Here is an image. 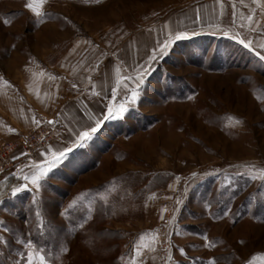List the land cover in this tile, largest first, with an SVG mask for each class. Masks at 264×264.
<instances>
[{
    "label": "rangeland",
    "instance_id": "obj_1",
    "mask_svg": "<svg viewBox=\"0 0 264 264\" xmlns=\"http://www.w3.org/2000/svg\"><path fill=\"white\" fill-rule=\"evenodd\" d=\"M218 2L0 0V129L10 121L2 104H24L73 48L93 61L81 104L96 97L89 81L104 84L105 104L91 139L39 191L24 176L47 167L36 159L47 146L2 176L0 264H15L26 241L47 264H264V179L253 171L264 169V50L237 43L225 2L222 33L208 29ZM55 119L51 142L64 140ZM36 126L1 132L0 146Z\"/></svg>",
    "mask_w": 264,
    "mask_h": 264
},
{
    "label": "crops",
    "instance_id": "obj_2",
    "mask_svg": "<svg viewBox=\"0 0 264 264\" xmlns=\"http://www.w3.org/2000/svg\"><path fill=\"white\" fill-rule=\"evenodd\" d=\"M223 2L228 4V7L230 6V25L237 27L235 33L240 39L245 43L250 41L252 46L255 43L264 45V0H257L256 3L253 0H219L218 5L214 8V13L217 14L216 19H209L206 26L210 29L218 25V30L221 33L223 30H221L222 27L220 26L222 24L220 21L224 16L223 9H225ZM67 51L62 54L58 64L51 71V74L46 77L48 83L42 85L40 91L36 92L37 89H35L31 93L29 92L30 96L25 99L24 104L15 101V108L10 109L9 106L7 107V103H3L1 106L8 108L10 121L8 126L3 125L4 127H1L0 134L1 132H14L18 128H30L34 125L33 118L39 120L40 124L44 120L53 121L55 118L60 122V127L64 131L62 135L64 140L54 139L50 142L43 152L36 157L37 159L41 156L42 162L51 161L52 152L57 154L64 152L66 154L71 148L77 146L79 132L89 131L90 127H98L99 125L97 126L96 122L102 121L105 113V104L97 96L90 101L93 102L92 104L87 102V99L84 100L83 105L80 102L82 99L80 97L83 96L80 94L79 84L82 85L84 80L86 81L87 75L91 74L93 61L88 60L85 64H82V61L79 60V49L73 48ZM54 70L56 73H54ZM103 85L102 83L98 84V82L92 85L90 81L89 83L85 82L83 86H86L88 90L86 97L89 91L100 94L101 90H104ZM27 99L30 103H26L28 102ZM58 101H62L61 104ZM27 107L30 109H27ZM78 115L87 121L86 125L81 123ZM76 116L79 119L78 122H76Z\"/></svg>",
    "mask_w": 264,
    "mask_h": 264
},
{
    "label": "snow or ice",
    "instance_id": "obj_3",
    "mask_svg": "<svg viewBox=\"0 0 264 264\" xmlns=\"http://www.w3.org/2000/svg\"><path fill=\"white\" fill-rule=\"evenodd\" d=\"M97 3L100 2V0H96ZM254 3L257 2V0H253ZM28 9H30L31 11H33L37 17L41 16V13L39 11L36 10V7L33 6L32 3H27L25 5ZM249 19H251V17H249ZM187 37L183 34V33H179L175 36L176 40H182V39H186ZM171 40L167 41L163 47L160 50V54L161 55H165L166 54V50L169 47V45L171 44ZM237 43H240L243 45V47L249 49V51L252 50L251 48V42H247L245 43L243 40H237ZM261 48L264 49V45H261ZM156 57L152 56L151 59L154 60ZM259 59L261 61H264V55H259ZM98 67V65H97ZM137 71V76L135 77V79L137 80V82L139 84H143L144 80V75L147 72V69H145L143 66H141L139 69L136 70ZM50 79H52V77H50ZM120 83V79H119V69H117V84ZM75 86V85H74ZM116 94V89L113 88V95L115 96ZM93 95L97 96L99 95V93L93 91ZM139 96V93L135 90L132 91V102L134 103L137 99V97ZM191 99V97H190ZM121 112L124 111L123 106L120 109ZM112 115H114L113 109L112 107H108V115L104 117V119H108L110 118ZM236 123H240V121H235ZM33 123L36 124L37 126H39L40 121L36 120L35 118H33ZM48 124H52L53 121H47ZM97 126L99 125V121L96 122ZM11 131V129H10ZM97 131V127H90L89 131H80L79 132V141L83 142L85 140L91 139L92 133H95ZM49 151H51V149H49ZM52 160L48 162L47 167H42L40 165H31V167L34 169V171L32 172L31 176L25 175L24 176V180L27 181L28 183H30L32 185L33 188H35L37 191H39L40 188V181L47 176L48 172L51 170V168L60 162L61 158L66 155L64 152H60L59 154L52 152ZM253 171H258L260 174V178L264 179V169H255V167H253ZM255 178V177H252ZM27 188V184L26 185H22L21 187H18L16 189H14L11 193V195L13 197H15L19 192H22L24 190H26ZM33 203H35V200H33ZM3 223V222H0ZM240 243H243V241H241ZM205 246H208L207 244ZM24 247L26 249V253L21 254L20 259L17 260L15 262V264H20L21 261L24 262V264H47V260H46V256L44 254H42V251H38L33 244L30 241H26L24 243ZM155 249H153L154 251ZM139 251V250H138ZM132 264H135V260H133ZM207 264H214L213 260H209L207 262Z\"/></svg>",
    "mask_w": 264,
    "mask_h": 264
},
{
    "label": "built area",
    "instance_id": "obj_4",
    "mask_svg": "<svg viewBox=\"0 0 264 264\" xmlns=\"http://www.w3.org/2000/svg\"><path fill=\"white\" fill-rule=\"evenodd\" d=\"M55 126L42 123L27 131L19 141L8 142L0 146V180L13 168H18L22 161L44 149L52 140Z\"/></svg>",
    "mask_w": 264,
    "mask_h": 264
}]
</instances>
